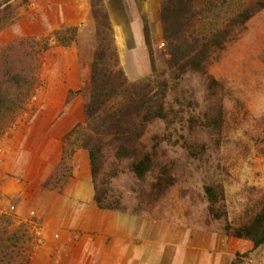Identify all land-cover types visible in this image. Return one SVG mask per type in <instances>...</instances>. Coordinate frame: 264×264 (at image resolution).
<instances>
[{
  "label": "rangeland",
  "instance_id": "rangeland-1",
  "mask_svg": "<svg viewBox=\"0 0 264 264\" xmlns=\"http://www.w3.org/2000/svg\"><path fill=\"white\" fill-rule=\"evenodd\" d=\"M9 1L0 0V31L12 27L20 19L22 6L26 4V0L10 4ZM157 2L158 32L153 31L151 46L149 49L142 47L138 55L125 56L126 72L131 81L160 74L167 68L160 18L161 0ZM4 8H7V12ZM50 40L49 50L40 68L38 94L15 126L0 139V172L5 162L3 148L13 136L23 133L19 143L24 145L31 139L29 147L33 146V149L30 152L22 150V154L27 153L29 161L35 166L42 165L43 142L58 138L55 128H59L60 123H71L66 116L69 109H61L59 100L62 88L52 85V80L59 75V59L62 56L53 52L48 56V52L54 48L50 46ZM56 41L62 45L58 39ZM212 60L204 73L187 75L178 81L177 87L175 83L171 84V88L175 87L169 96V102L173 105L172 124L168 126L158 122L148 129V137L155 134L171 136V141L163 147L175 164L176 184L159 201L150 198L139 211L145 217L143 220L153 222V231L156 230L160 240L159 248L165 246L167 232H180L185 227L201 234L204 232L206 236H226L223 232L225 218L231 224L238 223L264 198V9L247 23L234 42ZM44 111H56V118H44ZM28 129L33 135H28ZM78 164L77 176L89 178L93 185L90 162L84 166L83 158L79 156ZM127 165L128 162L121 164L122 168ZM12 176L18 178L17 184L6 185L3 191L8 192L4 196L0 190V213L11 216L18 223L27 224L34 235L36 228L40 230L41 235H35L37 240L33 260L42 250L47 233L53 237L57 233L61 239L64 233L68 239L74 240L75 234L69 231L70 227L67 234L56 228L61 210L66 222H70L71 204L76 199L67 194L70 207L60 210L49 207L46 203L52 198V203H55L57 196L47 193L43 183ZM154 182V176L141 182L128 171L116 178L113 189L123 197L128 208L127 213L119 214L135 217L132 214L137 207L134 192L149 190ZM2 183L4 181H0V187ZM17 185H21V192H25L19 191L22 196L14 191ZM210 185L217 188L220 194L223 193L217 210L226 214L224 218L216 219L209 215L205 187ZM23 195L26 200H22ZM82 205L90 206L86 202H82ZM95 207L98 209L96 204ZM18 209L23 215L18 213ZM95 222L102 223L103 219H95ZM251 244L241 240L229 264H234L236 258V264H264V246L253 251ZM65 254L63 248L56 249L49 264H64L62 260ZM161 261L160 258L157 264H161Z\"/></svg>",
  "mask_w": 264,
  "mask_h": 264
},
{
  "label": "trees",
  "instance_id": "trees-1",
  "mask_svg": "<svg viewBox=\"0 0 264 264\" xmlns=\"http://www.w3.org/2000/svg\"><path fill=\"white\" fill-rule=\"evenodd\" d=\"M263 9L264 0H161L167 68L160 74L131 81L121 65L104 0H92L96 47L91 82L87 89L71 92L69 97L71 100L82 95L87 116L63 138L62 159L43 183L44 189L64 194L74 176L71 161L76 152L84 150L90 160L94 201L101 211L127 213L123 197L113 189V181L121 174L128 171L141 182L154 176L149 190L134 192L137 207L132 214L145 218L139 211L149 199L159 201L176 184L175 164L163 147L171 136L148 137L151 125L172 124L169 96L175 87L171 84L177 87L187 75L207 71L214 56L234 42ZM52 35L68 46L75 40L76 29ZM49 40L20 38L0 49V139L38 94L40 68ZM124 162H128L126 168L121 166ZM218 191L212 185L205 187L209 215L221 219L226 214L217 210L223 194ZM225 222L226 236L251 242L253 251L264 246V198L238 223L231 224L227 218ZM30 230L27 224L0 213V264H31L37 237Z\"/></svg>",
  "mask_w": 264,
  "mask_h": 264
},
{
  "label": "crops",
  "instance_id": "crops-1",
  "mask_svg": "<svg viewBox=\"0 0 264 264\" xmlns=\"http://www.w3.org/2000/svg\"><path fill=\"white\" fill-rule=\"evenodd\" d=\"M13 2L20 0H10L8 3ZM104 5L113 26L121 65L126 72L125 56L140 54L138 50L144 46L149 49L153 31L156 34L158 32L159 5L157 0H104ZM69 28L76 29V37L68 46L59 45L54 36L50 37L56 31ZM95 31L92 0H26V4L22 6L20 19L12 27L0 31V49L5 44L20 38H51L50 46L54 48L48 52V56L51 52L62 56L59 59L61 66L59 75L52 80V85L62 88L59 100L62 103L61 109H69L66 116L71 120V123H60L59 128H55L58 138L46 139L43 142L42 165L35 166L29 161L27 153L24 154L27 160L23 156L22 150L30 152L33 149V146L29 147L31 139L26 145L19 143L23 133H19L17 137L13 136L6 142L3 148L5 162L0 172V181H4L0 187L2 196L8 192L3 191L6 185L17 184L18 178L12 175L20 176L25 181L44 183L62 159L63 138L76 125L85 121L87 113L82 95H76L71 100L69 97L71 92H80L90 86L96 47ZM126 75L129 77L127 72ZM56 113V111H44L42 115L44 118L54 119ZM28 135H33L29 129ZM79 156L83 158L84 166L90 162L86 151L79 150L75 153L71 161L74 176L70 179L64 194L52 193L45 189L47 193L57 196L55 203H52L53 198L46 203L49 207L54 206L59 210L70 207L67 194L68 196L70 194V198L76 199L71 204L70 222H66L61 210L56 228L67 234L70 227L69 231H74L75 239H68L64 233L62 239L57 233L54 237L47 233L46 242L35 260H33L34 252L32 257L34 264H49L52 253L60 248L66 252L62 260L64 264H157L160 258L161 264L230 263L234 249L241 240L224 235L206 236L204 232L201 234L185 227L180 232L175 230L167 232L166 244L159 248L160 240L156 230L153 231V222L136 216L96 209L93 185L89 178L82 179L76 174ZM20 189L21 185H17L14 189L16 195L21 192ZM21 193L25 194V192ZM25 198L23 195L22 200H26ZM82 202L90 206L85 207ZM18 213L23 215L20 209ZM95 219H103V222H95ZM251 247L253 248V245Z\"/></svg>",
  "mask_w": 264,
  "mask_h": 264
},
{
  "label": "built area",
  "instance_id": "built-area-1",
  "mask_svg": "<svg viewBox=\"0 0 264 264\" xmlns=\"http://www.w3.org/2000/svg\"><path fill=\"white\" fill-rule=\"evenodd\" d=\"M163 45H164V44H163ZM35 231H36V232H35V235H36V236H40V235H41V232H40V230H39L38 228H36ZM39 241H40V240H39Z\"/></svg>",
  "mask_w": 264,
  "mask_h": 264
}]
</instances>
